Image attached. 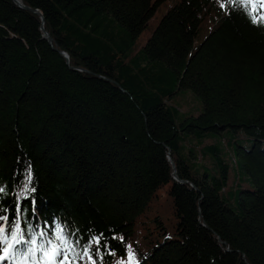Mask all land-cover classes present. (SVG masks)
<instances>
[{"label": "trees", "instance_id": "16d2710c", "mask_svg": "<svg viewBox=\"0 0 264 264\" xmlns=\"http://www.w3.org/2000/svg\"><path fill=\"white\" fill-rule=\"evenodd\" d=\"M17 1L0 0V227L25 241L11 261L48 264L59 227L65 264H264L261 0L256 23L234 0H173L153 29L165 0ZM181 91L201 113L170 104ZM228 131L252 144L224 158Z\"/></svg>", "mask_w": 264, "mask_h": 264}, {"label": "rangeland", "instance_id": "374dc122", "mask_svg": "<svg viewBox=\"0 0 264 264\" xmlns=\"http://www.w3.org/2000/svg\"><path fill=\"white\" fill-rule=\"evenodd\" d=\"M173 3H174L173 0H165L164 3L162 4V7L160 9L159 8L157 9V11L155 12L152 19L148 22V26L150 25V27H152L155 24V22L158 23L160 17L168 9L166 7L167 4H173ZM260 6H261V2H260ZM262 9L264 10V7H262ZM152 29H153V27H152ZM0 33L4 39L10 40L13 38V36H11L8 32H6L1 27H0ZM150 33H151V30L145 31L143 37H145L146 35L149 36ZM170 104L176 106L180 110V112L185 116H196L199 113H201V111H202V103L190 91H181L178 95L171 98ZM223 136H224V139L222 140V143L224 144L225 149H226V154L223 155L224 158H228L229 155H231L230 153L233 151L232 147H233L234 142H236V143L239 142L242 145H244L245 147H249V145L252 144L251 139L249 137H247L244 133L239 132V131H235L234 133L231 131H228ZM229 137H232V140H228ZM215 142H216L215 136L214 135H208L206 138H203L200 141L194 139L193 140V145H194L193 147H195L196 149H199L202 146L210 145V144H213ZM206 163H209L208 159L206 160ZM231 181H232V178H231ZM3 248L4 247H0V255H3ZM10 258H11V256L9 255V258L4 260L3 262H0V264H9V262H11ZM12 264H16V263H12Z\"/></svg>", "mask_w": 264, "mask_h": 264}, {"label": "snow or ice", "instance_id": "6c2138e0", "mask_svg": "<svg viewBox=\"0 0 264 264\" xmlns=\"http://www.w3.org/2000/svg\"><path fill=\"white\" fill-rule=\"evenodd\" d=\"M230 2H233V0H230ZM236 7L238 8H244L248 9L249 5H251V11L249 12L250 15L256 11V5L254 0H234ZM261 6L264 7V0H261ZM221 7H225L224 4H221ZM253 23L257 22V17L255 15H252ZM62 230L57 228V237L56 239L59 241V243L54 244L53 241H49V245H52L51 249H45L44 250V256L48 258V264H65V261L68 259L67 253L69 251H72V244L68 240H66L63 235L61 234ZM9 240L12 241V243H9ZM25 243L23 240V234L21 232L20 222L17 221L15 224L14 229H8L6 230L4 227H0V244L6 245L3 248V255H0V262H3L4 260L9 258V253L11 250L15 249V246L18 244ZM28 243L35 244V239H32ZM79 242H77L78 244ZM44 246L41 245V248ZM36 251V249L29 248V254ZM87 254V252H85ZM63 257V259L59 260L57 262V257Z\"/></svg>", "mask_w": 264, "mask_h": 264}, {"label": "water", "instance_id": "95a60500", "mask_svg": "<svg viewBox=\"0 0 264 264\" xmlns=\"http://www.w3.org/2000/svg\"><path fill=\"white\" fill-rule=\"evenodd\" d=\"M14 2L17 4L18 7L23 8V9H27V8L21 6L17 0H14ZM43 33H44V39H46L49 43H51V39H50V37L48 36V34H47L45 31H43ZM63 55H64V54H63ZM64 56H65V55H64ZM65 58L67 59L68 57L65 56ZM173 176H174L173 178L176 180V172H175V169H174V171H173Z\"/></svg>", "mask_w": 264, "mask_h": 264}]
</instances>
